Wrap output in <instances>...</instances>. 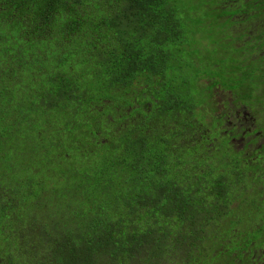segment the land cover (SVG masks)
Listing matches in <instances>:
<instances>
[{
  "label": "trees",
  "instance_id": "trees-1",
  "mask_svg": "<svg viewBox=\"0 0 264 264\" xmlns=\"http://www.w3.org/2000/svg\"><path fill=\"white\" fill-rule=\"evenodd\" d=\"M182 4L0 0V264H264V0Z\"/></svg>",
  "mask_w": 264,
  "mask_h": 264
},
{
  "label": "rangeland",
  "instance_id": "rangeland-1",
  "mask_svg": "<svg viewBox=\"0 0 264 264\" xmlns=\"http://www.w3.org/2000/svg\"><path fill=\"white\" fill-rule=\"evenodd\" d=\"M189 1L190 0H183V2L185 4L188 3ZM185 4H182V6H186ZM183 12H184V14H186L185 10ZM217 96L218 97H223V93H217ZM245 110H247V109L245 108ZM245 110H241L240 114H238V116H236V120H240L241 123H242L240 126H247L246 123L249 122V117H248L247 112ZM201 135L203 136V131L202 130H201ZM259 142H260V140L257 143H259ZM2 264H3V261H2ZM6 264H8V263H6Z\"/></svg>",
  "mask_w": 264,
  "mask_h": 264
},
{
  "label": "flooded vegetation",
  "instance_id": "flooded-vegetation-1",
  "mask_svg": "<svg viewBox=\"0 0 264 264\" xmlns=\"http://www.w3.org/2000/svg\"><path fill=\"white\" fill-rule=\"evenodd\" d=\"M229 100H230V98H229ZM231 107H232L233 112H235L234 124L238 127V126H240L242 123H241L240 120H236V116H238V114H240L239 111H241V110H245V107H241V106L234 107L233 105H232ZM242 108H243V109H242ZM245 111H246V110H245ZM246 124H248L249 126L253 127V119H252L251 117H249V122L246 123ZM263 141H264V140H263ZM259 144H260V142H259L256 146L258 147ZM260 146H261V145H260Z\"/></svg>",
  "mask_w": 264,
  "mask_h": 264
},
{
  "label": "clouds",
  "instance_id": "clouds-1",
  "mask_svg": "<svg viewBox=\"0 0 264 264\" xmlns=\"http://www.w3.org/2000/svg\"><path fill=\"white\" fill-rule=\"evenodd\" d=\"M239 106H241V105H239ZM246 114V113H245ZM242 139H243V137H241V138H239V139H237L235 142L237 143V145H238V147H241V145H240V141H242Z\"/></svg>",
  "mask_w": 264,
  "mask_h": 264
}]
</instances>
